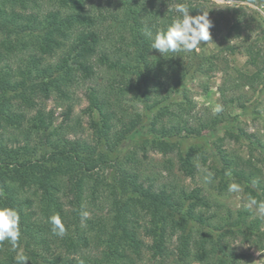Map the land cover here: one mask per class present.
<instances>
[{
  "label": "trees",
  "instance_id": "obj_1",
  "mask_svg": "<svg viewBox=\"0 0 264 264\" xmlns=\"http://www.w3.org/2000/svg\"><path fill=\"white\" fill-rule=\"evenodd\" d=\"M181 2L193 16L206 6L199 0H0V205L19 211L26 264H144L146 248L168 254L176 234L181 258L200 241L199 259L215 253L219 264H234L229 237L238 233L264 249V221L254 211L243 206L232 222L212 225L201 187L163 180L162 173L171 176L174 168L194 177L199 156L205 165L203 144L181 143L207 129L217 152L219 192L234 181L248 199L264 200L263 167L233 157L217 136L225 112L192 115L187 84L217 62L200 60L197 51L162 55L143 34L146 24L165 28ZM238 26L233 23L224 37L230 53L237 46L228 34L239 32ZM246 49L253 65L264 64V48ZM79 86L86 88L89 136L79 135L80 120L72 122L73 89ZM52 96L68 102L59 126L46 111ZM224 126L230 138L245 133ZM131 140L136 142L129 150ZM149 150L168 156L158 164L160 172H148ZM81 211L88 212L84 220ZM53 214L63 219V237L51 231ZM15 255L0 242V264H16Z\"/></svg>",
  "mask_w": 264,
  "mask_h": 264
},
{
  "label": "rangeland",
  "instance_id": "obj_2",
  "mask_svg": "<svg viewBox=\"0 0 264 264\" xmlns=\"http://www.w3.org/2000/svg\"><path fill=\"white\" fill-rule=\"evenodd\" d=\"M199 1L206 5L205 9L209 12L214 26L211 29L213 40L200 45L197 51L198 58L200 60L213 59L217 62V66L209 74L197 73L188 82L189 97L194 105L192 115L196 118H207L211 114L224 111L227 119L222 121L217 129V136L225 138L224 148L233 157L241 156L245 160L251 159L255 165L262 166L264 169V148L261 147V145L264 146V64L259 62L258 65H253L249 61L250 55L246 49L250 45L255 50L264 48V4L247 0ZM233 23H239L240 31L228 34L229 43L237 46V51L230 53L225 49L224 37ZM259 70H261L260 76L255 82L247 83L248 76ZM73 91L72 122L80 120L79 135L84 132L83 136H89L92 134V129L89 128V114L85 112L88 105V100L85 97L86 88L79 86L75 87ZM223 91L226 93V100L221 93ZM177 99L181 101L183 97L179 95ZM67 104L68 102L58 100L55 96L46 101V111L54 113L56 126L64 123ZM224 125H228V129L233 130L236 135L242 134V131L245 133L241 135L240 139L230 138L226 135V126ZM209 134L210 130L206 129L202 131L200 137H190L181 143L184 148H188L191 144L201 143L206 149V163L204 165L199 156L200 168L194 177L182 175L177 168H174L176 173L171 176L166 172L162 174L165 177L163 180H177L180 185L189 190L197 186L201 187L211 204L210 208L204 211V215L208 218L211 217L209 220L212 225L218 226L222 222H232L237 211L242 209L249 199L240 184L241 191L238 193L229 192L228 187L219 192V173L213 168L219 163L215 161L217 152L214 145L211 144L213 138ZM135 142V140L128 142L127 149H132ZM138 154L141 158L143 153L139 150ZM172 157L176 159V154H173ZM166 158L168 156L165 157L161 153L149 150L146 161L148 172L150 170L153 173L159 171L158 164ZM206 172L213 173L211 183L204 179ZM108 174L109 178L113 180L114 173L109 170ZM253 213L255 214V212ZM262 220L264 221V218ZM262 228H264V223ZM198 237L199 235L196 234V238ZM229 240L237 255L234 264H264V249H260L253 242V238L246 240L238 233L230 236ZM145 241L147 244H151L153 240L152 237L146 236ZM178 246V234H176L168 240V254L152 255L153 251L146 248L144 264H219L215 253L205 254L203 259H199V254L203 251L200 241L190 245L191 255L187 258H181L182 253ZM60 252H65V249H61Z\"/></svg>",
  "mask_w": 264,
  "mask_h": 264
},
{
  "label": "clouds",
  "instance_id": "obj_3",
  "mask_svg": "<svg viewBox=\"0 0 264 264\" xmlns=\"http://www.w3.org/2000/svg\"><path fill=\"white\" fill-rule=\"evenodd\" d=\"M204 9V8H202ZM174 11L178 14L163 29L153 30V26L145 25L144 36L151 42V49L158 50L162 55L166 53H191L198 51L202 43H208L212 39L211 29L214 22L209 17V12L204 9L201 14L190 15V7L186 3H177ZM179 56V55H176ZM175 57V56H173ZM230 175V173H226ZM205 181L211 183L213 173L206 172ZM228 191L238 193L241 191L238 183H230ZM245 207L255 214L264 218V200L250 198ZM81 219L88 217L87 211H81ZM51 231L58 237L66 234V227L63 219L58 214L49 217ZM20 214L19 211L11 206L0 205V242H8L16 255V264H26L29 260L22 249L19 248L21 240ZM81 264L83 262L81 261Z\"/></svg>",
  "mask_w": 264,
  "mask_h": 264
}]
</instances>
